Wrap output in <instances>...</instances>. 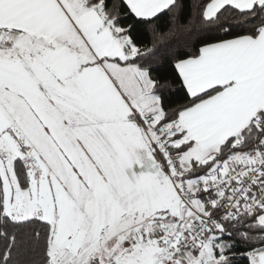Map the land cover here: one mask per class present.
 <instances>
[{
	"label": "snow or ice",
	"instance_id": "obj_1",
	"mask_svg": "<svg viewBox=\"0 0 264 264\" xmlns=\"http://www.w3.org/2000/svg\"><path fill=\"white\" fill-rule=\"evenodd\" d=\"M0 264H264V0H0Z\"/></svg>",
	"mask_w": 264,
	"mask_h": 264
}]
</instances>
